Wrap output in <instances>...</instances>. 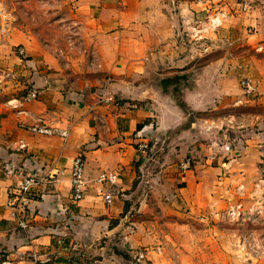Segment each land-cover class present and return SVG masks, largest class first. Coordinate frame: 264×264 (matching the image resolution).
Here are the masks:
<instances>
[{
  "label": "crops",
  "instance_id": "crops-1",
  "mask_svg": "<svg viewBox=\"0 0 264 264\" xmlns=\"http://www.w3.org/2000/svg\"><path fill=\"white\" fill-rule=\"evenodd\" d=\"M60 1L66 5L69 0ZM70 1L84 48L69 61H61L24 29L9 32L0 50V263L44 264L43 259L56 255L57 232L73 230L83 242L95 240L102 229L109 231L126 195L106 203L92 177L121 168L122 151L135 154L134 144L144 138L151 120L158 135L182 124L192 110H211L221 99L264 105V0ZM213 14L219 18L214 35L254 53L225 55L198 67L194 53H179L181 27ZM230 60L235 68H227ZM243 76L254 80L250 95L237 83ZM31 87L37 96L23 100ZM175 91L179 101L171 100ZM36 122L67 128L68 134L30 131ZM243 140L236 159L255 166L252 177L263 182L264 131ZM81 148L91 182L84 197L73 201L70 168ZM9 161L23 164L22 173L7 171ZM23 174L40 177L29 193L26 227L18 224L12 206Z\"/></svg>",
  "mask_w": 264,
  "mask_h": 264
},
{
  "label": "rangeland",
  "instance_id": "rangeland-1",
  "mask_svg": "<svg viewBox=\"0 0 264 264\" xmlns=\"http://www.w3.org/2000/svg\"><path fill=\"white\" fill-rule=\"evenodd\" d=\"M63 3L0 0V50L9 32L18 29L35 33L61 61L83 50L71 1ZM192 24L181 27L179 53H194L197 67L225 55L254 53L249 46L224 42L211 32L215 27L194 36ZM228 63V69L235 68ZM179 94L171 100L179 101ZM238 103L221 99L210 111L192 110L182 124L158 135L151 120L147 147L135 142V154L122 151V166L114 167L121 177L116 195L126 197L110 230L83 242L73 230L61 233L63 243H55V252L65 258L55 255L46 264H264V181L252 177L255 166L236 159L243 138L264 131V105ZM186 158L190 167L182 169ZM231 204L238 205L236 214L228 213Z\"/></svg>",
  "mask_w": 264,
  "mask_h": 264
},
{
  "label": "built area",
  "instance_id": "built-area-1",
  "mask_svg": "<svg viewBox=\"0 0 264 264\" xmlns=\"http://www.w3.org/2000/svg\"><path fill=\"white\" fill-rule=\"evenodd\" d=\"M246 6V3L243 4V7ZM219 23V18L217 15L208 17L206 20H200L198 24H195L192 27L191 34L194 36H200L203 32L208 31L211 28H214ZM15 50L18 54L23 53V47L17 45ZM1 83V75H0ZM239 85L243 89L246 95H250L254 90V80L249 76H243L239 79ZM37 96V89L34 87L29 88L24 95L22 96L23 100H28L35 98ZM29 130L39 134L45 135H60L66 137L68 134L67 128H60L53 125H48L44 122H36L28 126ZM137 145L140 149L147 147L148 142L145 138H142L137 142ZM85 148L79 149L72 158L71 168H70V188H71V198L73 201H79L84 197L87 186L91 182V178H87L85 175ZM180 167L182 169H187L190 167V160L186 158L180 162ZM6 170L9 172H19L22 173L24 165H16L12 161L6 163ZM118 171L116 170H100L92 177V182L96 183L103 196V199L106 203L112 202L113 198L117 194L115 189V184L118 180ZM40 180V177L37 174H23L21 179L18 182V196L16 197L15 202H13V213L17 219L18 224L21 227H26V206L29 199V193L33 186H35ZM105 190H103V189ZM238 211V205L231 204L228 208V213L233 215ZM132 231V229L130 230ZM62 235L60 232H57L54 237V243L61 245L63 243ZM32 258H35V255H31ZM50 257H46L42 260L44 264L50 262ZM0 264H11L8 260H3Z\"/></svg>",
  "mask_w": 264,
  "mask_h": 264
}]
</instances>
